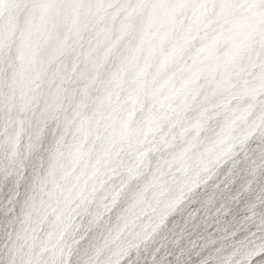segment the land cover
Returning a JSON list of instances; mask_svg holds the SVG:
<instances>
[{"label":"snow or ice","instance_id":"1","mask_svg":"<svg viewBox=\"0 0 264 264\" xmlns=\"http://www.w3.org/2000/svg\"><path fill=\"white\" fill-rule=\"evenodd\" d=\"M0 264H264V0H0Z\"/></svg>","mask_w":264,"mask_h":264}]
</instances>
